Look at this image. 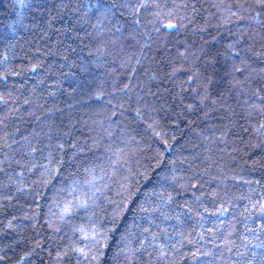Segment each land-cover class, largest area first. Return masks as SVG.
Instances as JSON below:
<instances>
[{
  "label": "trees",
  "instance_id": "trees-1",
  "mask_svg": "<svg viewBox=\"0 0 264 264\" xmlns=\"http://www.w3.org/2000/svg\"><path fill=\"white\" fill-rule=\"evenodd\" d=\"M0 264H264V0H0Z\"/></svg>",
  "mask_w": 264,
  "mask_h": 264
}]
</instances>
